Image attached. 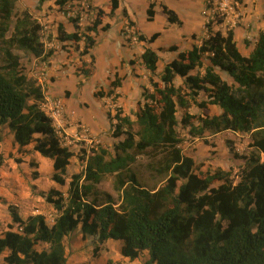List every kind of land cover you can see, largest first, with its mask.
<instances>
[{"label":"trees","instance_id":"trees-1","mask_svg":"<svg viewBox=\"0 0 264 264\" xmlns=\"http://www.w3.org/2000/svg\"><path fill=\"white\" fill-rule=\"evenodd\" d=\"M18 1L0 0V127L7 126L14 134L18 150L32 144L33 152L52 159L53 180L65 184L75 151L62 144L53 119L42 108L47 97L43 83L26 73L14 52L25 50L45 61L53 50L45 51L43 25L29 9L15 15ZM69 1L73 0L55 3L64 7ZM110 2V13L97 8L93 25L83 31L79 16L69 17L75 27L72 33L60 23L59 40L84 39L82 53L88 54L96 43L90 32H98L103 17L113 16L120 6V0ZM154 6L151 2L147 9L150 20ZM161 8L170 22L183 24L175 10L165 4ZM223 22L222 17L207 21L208 34L199 46L183 51L171 46L177 57L160 72V55L145 48L141 60L150 72L149 86L143 87L134 119L117 115L113 136L124 138L113 151L102 145L85 151V167L72 176L68 196L55 188L45 195L58 210L54 224L48 225L39 214L23 219L11 207L12 223L0 232V264H69L66 237L78 227L84 237L94 236L101 243L120 240L121 255L132 261L147 251L148 257L137 264H264V30L246 56L234 28L214 31V24ZM129 24L135 25L130 20ZM158 36L139 33L141 41L153 42ZM245 45H250L248 39ZM90 57L88 67L82 61L77 75L92 76L95 57ZM177 77L183 78L182 85L176 84ZM120 84L119 77L112 82L113 88ZM201 92L207 100L198 99ZM208 104L219 105L221 113H205ZM194 105L202 111L192 113ZM181 128L193 139L223 131L247 133L254 151L243 156L239 179L222 168L199 173L196 160L183 149ZM3 139L0 133V166L5 162ZM140 158L147 159L146 167L161 177L162 185L142 180L133 168ZM107 174L116 177L118 201L97 186Z\"/></svg>","mask_w":264,"mask_h":264},{"label":"crops","instance_id":"crops-1","mask_svg":"<svg viewBox=\"0 0 264 264\" xmlns=\"http://www.w3.org/2000/svg\"><path fill=\"white\" fill-rule=\"evenodd\" d=\"M77 1H82L84 4H79H82L84 7L85 4L89 7H94L89 9L86 13V16H89V19H87L88 24H90V20H94L96 18L97 8L104 9L106 13H110L111 10V0H73L72 2L77 3ZM151 2L155 3V15L153 19L150 20L148 18L147 9L149 8ZM44 3H46L43 5L44 8L46 5L48 6L47 17L49 18V22L51 23L55 20L54 24L49 25L52 28V37L54 35H58V25L60 23L64 25L65 30L68 33L75 31V27L69 17L63 11L55 9L56 6H59L55 3V0H46ZM136 3L137 0H120V6L115 10V14L113 16H109L107 14L103 17V23L98 27V32H90L96 43L89 49L91 52L88 54H79V51L84 49V39L76 42L80 45V47L75 51L73 49L74 41H61L58 37H56L55 40L56 43L58 42V47L53 49V54L48 57L47 60V76L45 78L46 86H44L47 97L46 101L42 104V108L46 111V113H48L51 104L48 100L52 98H60L62 100L64 112H67V110L69 111L70 107L75 108V116L72 119L73 121L70 122L71 125L67 127L65 124L62 125V127H59L62 144V140H64L62 137L63 134L75 137V140L82 139L87 140V142H101L103 138L107 137L111 133L112 129L111 119L109 118L108 113L110 104H116L122 111L123 116L129 115L132 119L135 118L133 111L136 109L138 101L141 100L143 87L149 86L147 78L149 77L150 72L141 60V55L146 47H152L160 55L158 63V72H160L163 70L166 63L177 57L178 51L189 50L195 45L199 46L202 43L203 38L208 34L206 28L207 9L204 0H150L146 5L145 17H143V19L136 16L134 9L137 7ZM162 4H165L169 8L175 10L182 19L183 24L179 25L177 23L170 22L167 15L161 8ZM242 5L243 10L245 11V17L243 20L247 23H242V25L234 28L235 39L241 52L244 55L249 56L254 49L260 31L264 29V9L259 6V0H243ZM45 11L46 10L44 9V12ZM84 15L85 11L83 10L80 13L79 22L81 31L84 30V26L86 24ZM158 17H160V20L158 21V24H155ZM129 20L134 22L135 25L133 27L137 28L138 33L144 34L147 38L154 33H158L159 36L153 42L140 41L138 45L131 46L126 38V32L130 25ZM142 23H144V25ZM106 24H109L110 27L109 29L103 30L102 27ZM255 30H257V36L253 41H251L249 39V33H253ZM241 39H243V41H245V39L250 40V45L247 51L242 49ZM60 44H62V47H60ZM63 45H69V48H72V55H69L67 51L62 49ZM173 45L178 46V51L169 50V48ZM160 48H165V50L162 52L159 50ZM90 54L95 57L94 73L88 79L82 75L83 73L77 75V77L81 78V80L78 81L81 85H78V83L76 84V81L72 80L74 85L73 90L70 91L69 96L64 97L62 95L63 92L69 89L63 88V85L67 83L66 80H70L68 74L73 68L66 65H69V62L73 61V59L78 62L89 61L88 55L90 56ZM76 56L79 57L75 58ZM206 62L208 63L209 61L206 60ZM72 65L75 66L74 64ZM220 73L224 79L232 82V78L226 72L220 71ZM116 77L121 79V84L113 88L112 82L116 79ZM177 78H180L183 83V78ZM98 87H102L103 90L101 89L99 91ZM110 90H113V94H109ZM97 92L99 95H96ZM203 99L207 100L208 97L205 96ZM206 109L215 110V114H220L222 111L221 107L217 104H208ZM190 111L197 114V112H193L192 110ZM74 119L78 120L76 122L78 124L77 126L74 124ZM8 130L10 148L12 146L16 147L14 145V134L9 128ZM223 133H230L232 136L229 137L230 139H234V136H242L239 132L223 131L216 134H210L211 136L209 137L216 138V136ZM200 139L202 138H195L193 140L197 142ZM63 145L72 149L68 143H64ZM28 146V148H33L32 144ZM236 149L239 150L238 147H236ZM33 156L41 163L48 162L49 164H53L52 159L42 156L38 152H34ZM74 158H76V155ZM194 159L196 160L195 157ZM4 169H6V167H3L2 169V166H0V171L6 174L7 170ZM8 171L11 174L18 172L16 169L13 170L11 168L8 169ZM14 179L15 178L13 176L8 175L7 177H0V211L4 212L3 216H5L7 222L9 223H12L11 211L2 210V206L13 205L19 215L23 219H27L30 215L34 214V209H32V207L35 206L37 201V196L35 195V197H32V195L22 198L16 197L15 192L17 191V186H15L16 183ZM37 186L40 188L41 185ZM52 186L53 188L62 191L65 197L68 196V191L65 192L60 185ZM42 205L46 208V211L44 210V212L49 211L58 215V210L51 203L46 202V204ZM66 243L68 251H75L71 255V258L75 256V253H84V251L89 250L91 246L97 244V246H99V252L102 256L104 253H108L112 248H114L115 251L119 253V260L123 259L130 264H137L141 262L139 258L132 261L130 258L121 255L120 248L122 242L120 240L108 239L101 243L94 236L84 237L80 227L75 229L66 237ZM80 249L83 250L79 251ZM145 253H147V251ZM108 257L109 256H106V258ZM110 258H112V256H110Z\"/></svg>","mask_w":264,"mask_h":264},{"label":"rangeland","instance_id":"rangeland-1","mask_svg":"<svg viewBox=\"0 0 264 264\" xmlns=\"http://www.w3.org/2000/svg\"><path fill=\"white\" fill-rule=\"evenodd\" d=\"M150 0H137V7L134 8L136 12V16L138 18L143 19L145 17V12H146V5L149 3ZM205 2V0H204ZM243 0L240 3V10L242 12L241 20L237 22L235 25H232V23H222V24H214V31L216 30H222L225 32L227 28H235L242 23H247L243 18L245 17V11L243 10ZM46 3H39V0H19L16 5V12L15 15H19L22 13L23 10L29 9L33 16L43 25V30H42V38L47 37V40H52L54 39V36L52 37L51 34V24L55 23L54 22H49L48 16V6L46 5L45 8L43 5ZM206 5V4H205ZM259 6L264 9V0H259ZM52 7V6H50ZM93 6H82V4L77 3H68L64 7L59 8L56 6V10H61V11H76L78 15H80L81 11H85V26L84 29L87 27H90L93 25L94 20H90V24L87 23V19H89V16H86V13L91 9ZM88 8V9H87ZM94 8V7H93ZM44 9L46 10L44 12ZM87 9V10H85ZM207 9V8H206ZM244 11V14H243ZM206 16H208V10L206 13ZM160 20V17H158L157 22L155 24H158V21ZM16 21V16L13 18L12 25L15 24ZM142 22V21H141ZM144 25V23H142ZM149 30V29H147ZM249 30V28H248ZM134 31L136 32L137 36L139 33L137 32V28L134 27ZM247 34V33H246ZM257 30H255L253 33H249L250 35V40L253 41L254 38H256ZM247 37V36H246ZM244 39V38H243ZM241 39V47L244 51H247L249 46L245 45V41ZM249 40V41H250ZM141 40H138L136 43H132L131 41H128V43L132 46L138 45ZM74 45V50H78L80 45L78 43H73ZM85 45V44H84ZM60 47H62V44H60ZM64 51H67L69 55H72V48H69V45H63L62 48ZM162 52L165 50V48H160ZM14 52L20 56L21 63L23 65V68L25 69L26 73L29 76L36 77L39 79L41 83H43L44 86H46V81L45 78L47 76V66L48 62L47 60L43 61L42 58L35 57L31 52L21 50V49H14ZM83 50L79 51V54ZM91 52V50H90ZM163 55V54H162ZM79 56H76L75 58H78ZM89 57V61H87V66L91 62V58ZM74 64L75 66H73ZM82 65V62H78L77 60L73 59V61L69 62V67H73L68 76L70 80H66L67 83L63 85V88H67L69 90H65L63 92V96H69L70 91L73 90V81H76V84L78 81L81 80L80 77H77V73L79 70V67ZM68 68V67H67ZM83 75V74H82ZM148 81V78H147ZM176 84L177 85H182V80L180 78L176 79ZM99 91L103 88L98 87ZM205 98V94L203 92L200 93L198 99L202 100ZM190 110L193 112H201L196 105H194ZM204 112L213 115L215 114V110H207L205 109ZM181 112L179 111V115ZM75 116V108L70 107L69 111L64 112V124L69 127L71 124L70 122L73 121L72 119ZM78 120L74 119V124L77 126L78 124L76 123ZM8 128L7 126L0 127V133L3 134L4 139L3 143L1 145L2 151L5 153V162L2 165L3 167H6L7 170L6 174L0 171V177H7L8 176H13L15 179V183L17 186V191L15 192L16 197H26L28 195H32V197L37 196V201L35 203V206L32 207V209H40L41 211L45 210L44 206L42 204H46V194L50 191L51 188H53L52 185H60L61 188L67 192L70 186V181H72V176L74 174H78L83 171L85 167V160L82 159V157L85 155V151L88 153L90 152V149L92 147H96L98 145H102L105 148L110 149L111 151L114 150V144L117 143L120 139H123L124 136H121L120 138H115L113 136V133L111 129V133L103 138L101 142H87V140H75V137L67 136L66 134H63L62 137L64 138L63 144L68 143L72 149L75 151L76 158L73 157L72 162L68 168L67 174H66V183L65 184H60L57 183L56 181L53 180V164H49L48 162H39L37 158L33 156L34 152L31 150L32 148H22L21 150L14 146L10 148V141L8 138ZM182 135L184 137V142H183V149L185 152L189 155H192L196 158V164H197V171L201 173L202 175H205L209 170H216L218 168H222L225 171H230L231 173V178H235L237 181L239 179L238 175L242 169V167L245 164V159L243 156L249 155L251 152L254 151V148L251 146V137L245 133L243 136H234V139H230L229 137H232L230 133H223L220 134L219 136L215 137H209L211 136L209 133L206 134L205 138L200 139L199 141L195 142L190 136H188L181 128ZM206 139V140H205ZM236 147L239 148V150L236 149ZM232 148V150H231ZM235 152L238 153L239 157L235 156ZM146 158H140L138 159V162L133 166L134 169H136L139 173L140 176L142 177V180L148 183V185H162L164 182L161 181V177L154 176L151 172H149L148 168L146 167ZM16 169L18 172L15 174L9 173L8 169ZM37 173V174H36ZM4 175V176H3ZM115 175L112 174H107L103 177L100 183L97 184L98 188L102 191H107L111 193L116 201L119 200V192L115 189ZM3 180V179H2ZM219 184L218 181L215 182V186ZM37 185H41L40 188H38ZM38 189V192H37ZM42 189V190H41ZM35 195V196H34ZM40 196V197H39ZM53 205V204H52ZM11 207H14L13 205L11 206H2V210H9L11 211ZM49 212V211H47ZM4 212L0 211V232L8 229V225L10 224L7 222L5 216H3ZM97 244L91 246L89 250L84 251V253L78 254L75 253V256L71 258V255L75 252L74 250H71V255L69 257V264H130L123 259H118V252L115 251L114 248L110 250L108 253H104L102 256L98 251H95V246ZM83 249H80L81 251ZM106 256H109L106 258ZM112 256V258H110ZM148 257L147 253H144L139 260L142 262ZM116 262H115V261ZM2 264V263H1Z\"/></svg>","mask_w":264,"mask_h":264},{"label":"built area","instance_id":"built-area-1","mask_svg":"<svg viewBox=\"0 0 264 264\" xmlns=\"http://www.w3.org/2000/svg\"><path fill=\"white\" fill-rule=\"evenodd\" d=\"M71 2L72 1H69L68 3H71ZM77 2L84 4L82 1H77ZM240 3H241V0H205V4L208 10V16H209L207 17V21L212 20L213 22H215L217 18L222 17L224 18L223 23L228 22V23H232V25H235L237 22H239L242 19ZM86 6L88 5L85 4V7ZM58 7L61 8L60 6ZM63 12L68 17H77V16L80 17V15H78L76 11H64L63 10ZM51 34L53 35L52 32ZM49 36L50 35L47 34L45 38H42L45 44V51L47 52L58 47V44H57L58 42L56 43V40H55L56 37H58V35L56 36L54 35V39H52V41L47 40V37ZM126 38L128 41H131L132 43H136L138 42V40H140L139 35L137 36L136 32L134 31V27L130 25L126 32ZM48 102H50L51 104H50L49 112L47 114L53 119L54 126L56 127L59 137L61 138L60 133H59L60 131L59 127H62V125L64 124L63 102L60 98H52V99H49ZM108 113H109V118L111 119V122L114 125V127L112 128L114 130L116 124L118 123L117 115L120 114V116H123L122 112H120V108L116 104H110ZM34 214L43 215L47 224L55 223V219H56L55 213L53 214L52 212H44V211H41L40 209H35Z\"/></svg>","mask_w":264,"mask_h":264}]
</instances>
